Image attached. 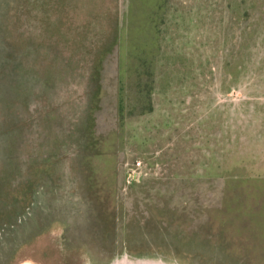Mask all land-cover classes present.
Wrapping results in <instances>:
<instances>
[{
    "label": "rangeland",
    "instance_id": "rangeland-1",
    "mask_svg": "<svg viewBox=\"0 0 264 264\" xmlns=\"http://www.w3.org/2000/svg\"><path fill=\"white\" fill-rule=\"evenodd\" d=\"M137 5L0 0V264H264V0Z\"/></svg>",
    "mask_w": 264,
    "mask_h": 264
},
{
    "label": "trees",
    "instance_id": "trees-1",
    "mask_svg": "<svg viewBox=\"0 0 264 264\" xmlns=\"http://www.w3.org/2000/svg\"><path fill=\"white\" fill-rule=\"evenodd\" d=\"M156 1L157 0H137V6L139 9L146 7L150 8ZM125 31L129 54L138 57L142 52H145L146 54L152 52L151 49L155 47L151 40L152 34H154V27L146 23L142 17L129 18V23L127 28H125ZM115 43H117L119 47L121 40L119 42L118 36L115 37ZM219 247L220 246H216V248Z\"/></svg>",
    "mask_w": 264,
    "mask_h": 264
},
{
    "label": "water",
    "instance_id": "water-1",
    "mask_svg": "<svg viewBox=\"0 0 264 264\" xmlns=\"http://www.w3.org/2000/svg\"><path fill=\"white\" fill-rule=\"evenodd\" d=\"M123 258L117 259L115 257L108 259L105 264H156L153 260L159 259L162 262H169L168 259L163 258V256L154 255L151 253L145 254H131V253H122ZM121 254V255H122ZM166 259V260H165Z\"/></svg>",
    "mask_w": 264,
    "mask_h": 264
},
{
    "label": "flooded vegetation",
    "instance_id": "flooded-vegetation-1",
    "mask_svg": "<svg viewBox=\"0 0 264 264\" xmlns=\"http://www.w3.org/2000/svg\"><path fill=\"white\" fill-rule=\"evenodd\" d=\"M30 254V251H29ZM21 264H32V262L30 260L26 261V262H22Z\"/></svg>",
    "mask_w": 264,
    "mask_h": 264
}]
</instances>
